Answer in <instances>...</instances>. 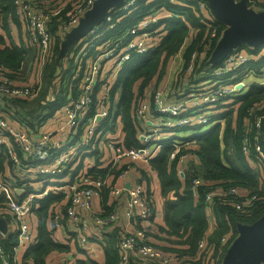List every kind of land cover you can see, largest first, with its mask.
<instances>
[{
    "label": "built area",
    "instance_id": "2783aa9c",
    "mask_svg": "<svg viewBox=\"0 0 264 264\" xmlns=\"http://www.w3.org/2000/svg\"><path fill=\"white\" fill-rule=\"evenodd\" d=\"M95 1L74 0L75 6L69 18L61 26L62 32L67 34L77 26ZM191 1L195 2L200 12L205 13L208 10L212 12L206 0ZM246 1L250 7L264 10V0ZM14 2L18 16L28 26L29 41L35 49V69H38V76L28 83H16L15 77L0 62V97L31 100L41 91L42 69L52 56L55 35L50 23L63 12L65 5L51 7V0H14ZM134 2L135 0H126L119 10H128ZM117 11L110 10L105 19L95 24L87 35L96 33L100 29L114 28L116 23L113 14ZM162 18L155 12L143 17L136 24L128 27L113 42H106L104 47L88 60L79 95L61 107L59 125L56 129L58 133L70 132L76 135L82 127L83 132L76 141L77 146L55 139V130H41L35 133L21 125L13 115L11 120L0 113V150L6 149L9 154L10 173L13 177V182H10L6 180L5 173L0 174V193H4L7 198L6 205L9 212L8 216L2 217L8 228L6 232L0 230V264H19L17 251L32 241L29 216H31L34 200L47 195L49 191L64 190L68 200L62 208L54 207V217L56 220L66 217L77 233L81 248H90L92 239L90 240L88 218L102 229L109 228L118 221L116 209L97 211L93 206L95 196L99 195L104 187L109 188V194L114 201L116 200L115 203H119L126 195L123 215L126 223L122 227L118 242L122 264H128L131 256L142 264H187V260L191 259L179 253L163 252L155 245L149 222L153 214V205L147 196L143 182L137 181L128 187L125 183L109 184V179L110 177L121 181L126 179L132 171L137 170L138 163H149L167 140H171L172 145L175 146L170 154L171 160L181 152L178 173L181 177H185L190 160L200 162L194 148L197 143L194 136L204 133L215 124L221 125L222 133L226 119L217 116L233 107L238 97L245 95L253 84L264 87V45L235 50L220 66L209 69L204 74V80H200L195 85L190 84L192 86L188 88L187 93L179 98L170 96L167 91L155 90L151 98L142 101L136 109L142 123V129L138 133L141 145L126 148L112 140L106 141L103 147L106 143L107 148L110 149V155L105 159V149H102L100 145L103 138H100V134H96L97 125L100 122L97 117L101 115L104 119L108 115L111 85L119 70L133 51L143 53L150 49L156 40L151 27ZM101 23L102 25H98ZM209 25L211 29L204 36L205 40L212 41L217 37L219 39L223 30L218 35L217 20L212 19ZM112 58H116V62L109 69H105V64ZM202 64L199 53L193 52L191 59L188 63H183L181 70L197 76V70ZM200 82L202 83L199 84ZM99 84H101L100 90L95 95ZM94 100H96V112L93 118L83 125L84 115ZM263 109L264 101L250 109V113ZM253 115L251 125L256 128L253 139L255 154L252 159L248 158L261 174L260 191H248L239 186L225 187L215 181L193 176L191 179L193 195H197L200 187H205L204 198L211 208L215 203L230 204L236 210L249 213L264 208V113ZM97 140L100 150L103 151L105 159L103 162L106 163L102 167H109L106 175L89 173L84 168L73 181L63 186H49L43 191L37 190L38 193H30L25 199L18 197L17 188L24 192L27 187H33L39 176L62 174L81 153L83 147L88 144L93 146ZM243 142V152L246 156H250L249 138L245 137ZM116 170L118 175L114 176L113 172L115 173ZM17 178L23 182L22 185L15 184ZM208 211L210 219H213L210 209ZM212 222L213 227L214 219ZM13 233H17L18 242L13 246V254L10 256L2 240ZM228 241V236L222 238V252L210 264H222L226 254L224 246ZM198 246V254L204 253L209 246L208 239H201Z\"/></svg>",
    "mask_w": 264,
    "mask_h": 264
},
{
    "label": "trees",
    "instance_id": "16d2710c",
    "mask_svg": "<svg viewBox=\"0 0 264 264\" xmlns=\"http://www.w3.org/2000/svg\"><path fill=\"white\" fill-rule=\"evenodd\" d=\"M59 4L65 5V9L53 19L51 25V30L55 35L54 44L52 45L55 57L52 61L46 62L42 69L43 83L40 93L31 100L22 98L8 99L9 103L5 104L1 112L11 120V115H13L15 119L19 120L21 125L31 131L35 132L37 127L47 118L53 116L66 103L78 97L88 60L101 50L106 42H113L128 27L133 26L140 19L151 13L155 12V14L160 16L165 13V17L151 27L156 40L147 52L139 53L133 51L130 58L124 62L119 70L111 85L108 115L97 125L96 134H100V138L106 137L107 141L112 140L126 148L141 145L138 133L142 129V123L138 118L136 109L142 101L149 100L155 90L164 89L171 61L180 51L187 37L191 36L192 42L184 53L185 63H188L191 59L193 52L199 53L201 50H205L207 51V58L202 64L201 72L204 70L202 74L222 64L212 65L209 62L218 37L209 41L205 40L204 36L211 29L209 23L212 19L217 20L219 24L218 35L225 29V25L215 18L210 10L205 13L200 12L195 2L191 0H178L176 2H170L169 0H135L128 10H119L121 6L113 9L118 10L117 13L113 14L116 26L110 29H100L96 33L86 35L78 43L76 42L68 49L69 51L66 54L67 62L64 64L62 59L57 58L61 49V42L64 39L57 36V31L61 28L64 21L69 18L75 2L74 0H51L50 6L55 7ZM40 6H43V4H40ZM40 8L42 9V7ZM0 22L4 33L0 34V62L14 77L16 72L21 70L19 68L21 66L23 68L26 64L27 59L32 57L30 41L28 46L25 42L17 45L12 40V26L14 25L21 31L23 23L16 12L14 0H0ZM98 25H102V23ZM7 38L10 43L7 42ZM72 53H75V55L72 56ZM188 75H186V78L190 77L192 79L196 77L195 74ZM57 78L60 81L58 87L55 86V79ZM100 85L97 86L95 95L100 90ZM181 85L182 78L179 85L180 88ZM177 91H182V89ZM169 95L181 97L184 94L180 92L178 94L170 93ZM33 100H35L34 104H30ZM263 101L264 87L253 84L245 95L238 97L233 107L217 116L226 119L222 133L221 125L215 124L204 133L194 136L197 141L194 148L197 151L200 162L196 163L190 160L193 163L189 164L185 177H181L178 173L181 152L176 158L170 159V154L175 147L172 145L171 140H167L149 161L152 169L158 174L161 192L165 199L164 224L154 225L153 223L155 207L150 190V177L144 170H141L142 175L145 177L143 179L147 180V196L153 205V214L149 221L152 227L151 236L155 245L163 252L179 253L191 258L187 260V264H210L221 254L222 238L224 236L229 238V241L224 246L226 252L227 246L238 235L239 223L250 224L264 215V208L258 211L254 210L251 213L236 210L230 204L215 203L211 208L204 198L205 187H200L197 195H193L191 188V179L196 175L205 180L215 181L225 187L239 186L246 188L248 191H258L260 189L261 174L250 161L255 154L253 139L256 131V128L252 127L251 122L254 119L253 114L264 113V109L262 111L255 110L253 114L250 113V109L255 108ZM95 112L96 100L92 102L84 115L83 125L90 118H93ZM119 123H122L124 137L116 134ZM82 129L81 127L79 133L76 134V141L83 132ZM112 133L113 136H106ZM245 137L249 138L250 156H246L243 152ZM120 138L121 140H119ZM86 156L94 158L96 162L92 168L87 169L89 173L106 175L109 167H102L103 151L100 150L97 140L93 146L88 144L83 147L81 153L66 167L62 174L39 176L33 187H27L24 192L18 193V197L25 199L30 193H38L34 187L37 188L35 185L44 179L48 181L38 191H43L49 185L62 186L63 184L52 182L50 179L63 177L68 170H71L74 164H76L75 169L80 172L85 168ZM248 157H251V159ZM106 158H108L107 153ZM10 164L7 150L1 149L0 174L5 173L6 180L13 182L11 173L7 175V172H10ZM113 175H118V170L115 173L113 172ZM74 178L65 184L73 181ZM22 183L19 178L15 181V184L19 186ZM107 190L109 192L108 187ZM60 191L62 190L49 191L47 195L34 200L32 209L38 201L40 202L39 241L38 243L36 242L37 244L29 243L25 256L32 257L35 264H44L45 256L53 249L59 247V244L51 238V232L48 230L43 217L48 214L49 205L52 202L55 200L58 202L63 198V194ZM6 203L5 194L0 193V215L2 216L9 215ZM208 209H210L214 219L213 227ZM114 231V235L110 234L106 243L103 244L105 253L103 263L89 257L87 261H80L79 264H122L121 253L118 248L122 232ZM203 238L208 239L209 246L204 253L198 254V245ZM2 242L11 256L13 254V246L18 242L17 233H13L10 237L2 240ZM128 264L142 263L131 256Z\"/></svg>",
    "mask_w": 264,
    "mask_h": 264
},
{
    "label": "crops",
    "instance_id": "0c3cea01",
    "mask_svg": "<svg viewBox=\"0 0 264 264\" xmlns=\"http://www.w3.org/2000/svg\"><path fill=\"white\" fill-rule=\"evenodd\" d=\"M30 1H36V0H30ZM161 16L165 17V13H163ZM52 21L50 23L51 29H52V26H51ZM12 28H13L12 29V40L17 45H19L21 42H25L26 45L28 44V46H29V36H28L27 24H25L24 22L22 23L21 31H19L16 27H14V25L12 26ZM0 34H4L3 28L1 26V22H0ZM57 34H58L57 36L59 38H61V37L64 38L66 35V34H64V32H62L61 28L57 31ZM4 37H5V35H4ZM187 38L192 39L191 36L187 37ZM7 42L10 43L8 41V38H7ZM30 48H32V55H33L32 58L34 59L35 58V49L32 46ZM68 51L69 50L66 51V54ZM184 53L185 52L183 51V46H182L180 51L172 59L170 67H169V71L167 74V77L169 78V82H170V74H172V72H171L172 69L174 71L177 68H179L180 64L184 63V61H185L184 60ZM66 54L61 56L60 52H59V55L57 56V58L63 60L64 64L67 61ZM54 55H55V51L53 52V50H52V56H51L49 62L53 60V58L55 57ZM111 65H113V64H111ZM111 65L109 64V62H107L105 69H109ZM19 69L22 70L23 69L22 66ZM20 71H17L16 74L14 75L16 83H28L29 81L32 80V78L30 79V76L21 78L20 77L21 75H19L21 73ZM59 83H60V81L58 80V78L55 79V86L56 87H58L60 85ZM201 83L202 82H200L199 84H201ZM165 84L167 86V89L169 90L170 88H168V87L171 85V83H168V79H166ZM177 86H178V84L176 83L174 90L180 89L179 86L178 87ZM190 86H192V85H189V87ZM189 87H187L186 89H188ZM186 89L182 90V94L187 93L188 90L186 91ZM168 90H167V92H168ZM7 100L8 99L5 97H3V98L0 97V113L2 112V109L4 108L5 104L9 103ZM1 114H3V113H1ZM60 116H61V113H60V110H58L53 116L47 118L39 127H37L35 133H37L38 131H41V130H50V131L55 130V139H59L60 141L62 140L63 142H69V144L70 145L72 144V146H74V145L77 146L75 134L72 135V133H70V132H66L64 134L56 132V129L58 128V125H59L58 121H59ZM117 129L118 130H117L116 134L124 137V134L122 131V123H119ZM110 135L113 136V133ZM73 136H74V138H73ZM119 140H121V138ZM103 143L104 142L100 143L101 148L105 149V153L110 155V152H109L110 149L107 148L106 143H105V147H103ZM103 161H105L104 157H103ZM94 164H96V162L94 161V158L89 157V161L85 163V169L92 168L94 166ZM103 164L106 165L105 162H103ZM75 166H76V164H74L71 167V170H68V172L63 177L55 178V183L59 182L58 184L65 185L66 182H68L71 179H73L74 177H76L79 170H76ZM137 167H138L137 170L132 171L129 174V176L126 179H124L123 181L116 180L115 178L110 177L109 184L114 183V184L121 185V184L125 183L128 187H130V185H134L137 181H140V182H143L145 184V187H147V180H144L145 177H144V175H142V172H141V170L142 171L144 170L147 173V175L150 177V186H151L150 190H151V194H152V198H153V202H154V207H155L154 208V215H153L154 216L153 217V223H154V225L155 224H157V225L158 224H164L165 223V219H164L165 199H164L162 192H161V183H160L158 174L154 169H152V167L149 163H144V162L138 163ZM8 174H10V172H7V175ZM43 185H44V183L42 184V182H40L37 185H35V186H37V188L36 187H34V188L36 190H40V188H42ZM49 186H52V185H49ZM49 186H47V187H49ZM60 192L63 194V198L58 202H56L57 200L52 202L49 205L48 214L45 217H43L45 224L47 225L48 230L51 232V238L56 243L59 244L58 248L53 249L51 252H49L45 256L44 264H59L61 262L65 263V264H79L80 261H83V262L87 261V258H89V257L96 260V261L103 263L105 260V253H104L103 244L106 243L107 239L110 237V234L115 233L114 230H117L118 233H121L122 227H124V225L126 223V220L123 216L124 215V199L126 198V195L123 197V200H121L119 203L118 202L115 203L116 200L114 201V198L112 196H110L107 188L104 187L102 189L101 193L99 195L95 196V198L93 200V206H94L95 210H97V211H102V210L111 211V210L116 209V212L118 213V221L116 222V224H114L113 226H111L109 228L101 229L94 224V222L91 218H88L87 223L89 224V231L91 234L90 237L92 238V240L90 238V240H91L90 241V248L89 249H83V248H81V246L79 244L77 233L74 232L72 225L70 224L68 219L66 217H64L63 219L56 220V218L54 217V212H53L54 207H55V209L60 208V207L62 208L63 206H65V203L68 200L64 190L60 191ZM53 193H55V192H53ZM39 208H40V202L38 201L36 203L35 207L32 209L31 216H29L30 227H31V231H32V241L29 242L30 244H33L36 242L38 243V241H39V222H40ZM0 216H1L0 218L3 217L2 215H0ZM29 243H27L25 246H22L17 251L16 256H17V259L19 261V264H35V261L32 257H26L25 256L26 251L29 248Z\"/></svg>",
    "mask_w": 264,
    "mask_h": 264
},
{
    "label": "water",
    "instance_id": "95a60500",
    "mask_svg": "<svg viewBox=\"0 0 264 264\" xmlns=\"http://www.w3.org/2000/svg\"><path fill=\"white\" fill-rule=\"evenodd\" d=\"M214 14L224 25L209 58L212 65L222 63L231 53L241 47L264 45V10L250 7L246 0H206ZM126 0H96L93 6L73 27L61 42L60 55L78 43L102 22L110 10L122 6ZM102 116L97 117L101 121ZM131 187V185H130ZM20 194L22 189L17 188ZM7 224L0 218V230L7 231ZM222 264H264V215L253 223H239L238 235L226 251Z\"/></svg>",
    "mask_w": 264,
    "mask_h": 264
},
{
    "label": "rangeland",
    "instance_id": "374dc122",
    "mask_svg": "<svg viewBox=\"0 0 264 264\" xmlns=\"http://www.w3.org/2000/svg\"><path fill=\"white\" fill-rule=\"evenodd\" d=\"M8 41H9V39H8ZM191 42H192V39H190V38H187L185 40L184 45H183V51L184 52L186 51L187 47L190 45ZM69 48H71V47H69ZM74 55H75V53L74 54L72 53V56H74ZM199 55H200V60L204 64L205 59L207 58V51L201 50V52H199ZM32 57H33V55H32ZM32 57H30L29 59H27L26 64L24 65L23 69L20 71L21 73L19 74V75H21L20 76L21 78L29 77L30 76V79L32 78L31 81H33V78L35 80L37 78V76H38V69L37 68L35 69V67H36V59L34 60ZM115 62H116V58H112V59L109 60V64L110 65L113 64V63H115ZM182 66H183V64H180L179 65V68H177L176 70L173 71V69H172V71H171L172 74H170V82H169V78L167 77L168 83H171V85L168 87L170 89L168 90L167 89V86H164V89H163L164 91H167L168 90V92L169 93H172V94H178V93L182 92V91H177L178 89L174 90V87L176 86V83L178 84V86L180 85L181 78H182V85H181V88L180 87L179 88L182 89V90L186 89L190 84L195 85L200 80H204L203 77L205 75L204 74H201V70H202L203 65L200 67V70L197 71V76L195 78H192V79H190V77L189 78H186V75L187 76H189V75L187 73L185 74L184 70H181ZM31 81H29V82H31ZM193 88H195V87H193ZM187 90L188 89H186V91ZM175 98H179V97H175ZM34 101L35 100L31 101L30 104H34ZM106 136H111V135L110 134H107ZM106 141H107V138L106 137L103 138V142H106ZM88 161H89V156H86V162H88ZM189 163L191 165V163H193V162H189ZM47 181L48 180H46V179L42 180V184L45 183V182H47ZM50 181L55 182V179L52 178V179H50ZM212 220L213 219H211V224L213 225Z\"/></svg>",
    "mask_w": 264,
    "mask_h": 264
}]
</instances>
